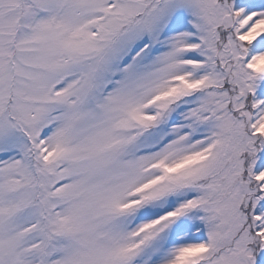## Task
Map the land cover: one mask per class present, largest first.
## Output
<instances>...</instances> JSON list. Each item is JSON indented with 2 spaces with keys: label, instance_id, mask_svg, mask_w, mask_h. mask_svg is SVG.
<instances>
[{
  "label": "snow or ice",
  "instance_id": "6c2138e0",
  "mask_svg": "<svg viewBox=\"0 0 264 264\" xmlns=\"http://www.w3.org/2000/svg\"><path fill=\"white\" fill-rule=\"evenodd\" d=\"M0 264H264V0H0Z\"/></svg>",
  "mask_w": 264,
  "mask_h": 264
}]
</instances>
